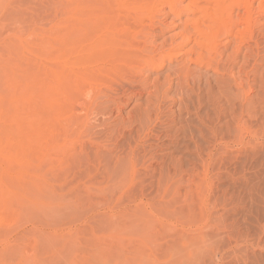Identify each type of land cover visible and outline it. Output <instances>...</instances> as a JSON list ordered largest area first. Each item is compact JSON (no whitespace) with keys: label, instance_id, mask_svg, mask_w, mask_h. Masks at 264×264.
Listing matches in <instances>:
<instances>
[{"label":"rangeland","instance_id":"374dc122","mask_svg":"<svg viewBox=\"0 0 264 264\" xmlns=\"http://www.w3.org/2000/svg\"><path fill=\"white\" fill-rule=\"evenodd\" d=\"M188 1L158 10L155 45L195 17ZM113 16L89 0H0V264H264V50L243 48L226 76L209 71L187 110L170 91L156 118L164 69L130 102L128 90L100 95L106 85L80 100L65 88L48 105L74 96L78 109L49 120L36 64ZM28 114L39 126L22 128Z\"/></svg>","mask_w":264,"mask_h":264},{"label":"bare ground","instance_id":"6f19581e","mask_svg":"<svg viewBox=\"0 0 264 264\" xmlns=\"http://www.w3.org/2000/svg\"><path fill=\"white\" fill-rule=\"evenodd\" d=\"M180 1L89 0L92 9L112 12L114 15V19L110 22L112 28L109 30L106 27L102 32L101 30L75 32L69 42H66L67 46L64 42L58 44L59 47L52 50L45 61L36 64L38 71L44 70L46 66L45 72H49L44 74L39 71L40 73L35 77L43 103L42 111L44 110L43 112L48 115L49 120L51 116L68 115V112L69 118H72L74 114L70 112L78 109L77 102L74 104L73 101H77V97L86 98L88 95L82 94L89 93L92 86H108L106 90L99 91L100 95L108 99L114 98V95L122 90H128L130 96L127 102H130L135 96L141 97L147 91L145 83L152 77L151 73L144 77L148 71L164 69L166 74L156 78L153 85L155 93H153L152 106L156 118L163 113L162 106L166 103L170 91H174L172 104H176L179 109L185 107L187 110L190 108L187 106V99L192 97L195 89L211 86V79L207 76L209 71L226 76L231 69V59L238 56L243 48L255 52L257 56L260 50H264V41H262L264 40V0H189L184 8L192 11L195 17L186 21L183 30L171 39V42H164L161 46L155 45L149 38L151 35L153 37L149 29L157 25L156 13L169 7L176 15L180 14L182 7ZM115 11L117 15L114 14ZM99 21L104 23L103 17H99L97 22ZM222 40H227L224 49H221ZM51 45L49 44L48 50ZM229 49L232 51L230 59L222 62L224 53ZM202 70L205 72L201 73ZM140 86L143 88L136 89ZM71 87L76 89L74 90L76 98L72 95L74 100L71 101L73 97H68L64 104L61 100V102L56 100L55 106L48 105L52 95ZM48 88L50 91H47ZM34 120L31 115L30 119L25 115L21 121L22 128L39 126ZM52 122L54 124V120ZM69 124L66 125L69 127ZM46 127H48L47 123ZM191 136L199 137V134L193 132ZM65 155L69 161L70 156L67 152ZM73 156L71 155V159L75 162ZM83 163L82 158L77 159L81 169L85 168ZM81 171L79 178L84 170Z\"/></svg>","mask_w":264,"mask_h":264}]
</instances>
